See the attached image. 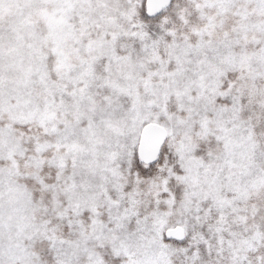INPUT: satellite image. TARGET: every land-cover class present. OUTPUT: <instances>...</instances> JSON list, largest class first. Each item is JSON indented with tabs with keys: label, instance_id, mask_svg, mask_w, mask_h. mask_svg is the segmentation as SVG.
<instances>
[{
	"label": "snow or ice",
	"instance_id": "snow-or-ice-1",
	"mask_svg": "<svg viewBox=\"0 0 264 264\" xmlns=\"http://www.w3.org/2000/svg\"><path fill=\"white\" fill-rule=\"evenodd\" d=\"M0 264H264V0H0Z\"/></svg>",
	"mask_w": 264,
	"mask_h": 264
}]
</instances>
